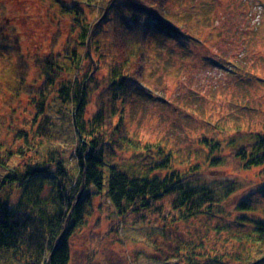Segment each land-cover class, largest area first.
<instances>
[{
  "label": "trees",
  "instance_id": "obj_1",
  "mask_svg": "<svg viewBox=\"0 0 264 264\" xmlns=\"http://www.w3.org/2000/svg\"><path fill=\"white\" fill-rule=\"evenodd\" d=\"M54 1L63 12L74 13L72 23L79 31L60 50L37 59L41 81L31 84L29 91L35 107L31 124L17 129V147L8 149L5 157L0 155V167L6 170L0 177V264H72L71 237L87 224L96 201L109 221L107 235H119L125 223L168 229L200 215H216L226 211L232 199L230 207L238 214L235 221L249 227L244 234L232 236L234 241L247 240L246 255L239 256L237 248L207 247L205 239H200L177 247L176 259L179 264H233L230 258L236 255L239 264H264V208L257 212L254 197L235 192L242 188L238 179L226 176L216 183L207 179L198 164L183 170L171 150L152 143L136 154L139 168L115 160V153L129 141L123 104L143 87L150 36L155 30L175 38L177 28L167 18V0L164 4V0H74L73 6ZM85 7L96 15L92 24L80 17ZM110 31L115 39L106 36ZM103 68L108 72L98 80ZM103 80L111 100L121 101L117 114L108 113L103 103L89 114L92 89L103 85ZM113 114L118 116L116 124ZM65 126L70 134L64 133ZM209 149V163L224 165L221 148L212 143ZM232 156L239 169L261 171L259 191L264 199V133L239 144ZM12 158L17 161L11 162ZM222 227L215 226L214 243L220 244ZM86 264H93L92 257Z\"/></svg>",
  "mask_w": 264,
  "mask_h": 264
},
{
  "label": "rangeland",
  "instance_id": "obj_2",
  "mask_svg": "<svg viewBox=\"0 0 264 264\" xmlns=\"http://www.w3.org/2000/svg\"><path fill=\"white\" fill-rule=\"evenodd\" d=\"M59 1L74 5V0ZM166 3L167 18L177 28L175 38L155 30L150 36L146 47L150 50V61L145 66L143 87L135 89L123 104L129 141L115 153V160L139 168L136 154L143 146L163 145L175 154L176 165L183 170L198 164L208 180L220 182L226 176L238 179L242 188L235 192L254 197L256 211L261 213L264 208L259 191L261 171L239 169L240 164L232 155L253 134L264 133V0H167ZM110 5L95 21L92 32ZM91 10L85 7L80 16L90 24L96 18L95 14L90 15ZM63 11L54 0H0V155L3 157L8 149L17 147V129L31 124L35 107L29 91L31 84L41 81V63L37 59L48 51L60 50L64 41L79 31L72 23L74 13ZM174 18L178 19L174 21ZM107 34L115 39L112 31ZM89 53L92 54L91 39ZM107 72L106 68L101 69L98 80ZM106 85L103 80V85L92 89L89 114L101 103L110 114L113 110L115 114L121 112L120 99L113 102ZM117 121L118 116L113 114V124ZM68 127L65 126L66 135L71 133ZM212 143L221 148L224 165L209 163ZM15 161L12 158L11 162ZM5 171L0 167V177ZM233 202L234 199L229 201L227 210L219 214L200 215L168 229L131 221L133 224L120 225L119 235H107L109 221L104 210L97 209L96 201L87 224L76 229L71 237L72 264H86L89 256L93 264L105 261L179 264L177 247L185 242L198 243L200 239H205L207 247L237 248L241 250L239 256H245L247 240L234 241L232 236L240 231L244 234L249 227L235 221L238 214L230 207ZM217 224L224 229L220 244L213 242L217 238ZM230 259L233 264L241 262L236 255Z\"/></svg>",
  "mask_w": 264,
  "mask_h": 264
},
{
  "label": "water",
  "instance_id": "obj_3",
  "mask_svg": "<svg viewBox=\"0 0 264 264\" xmlns=\"http://www.w3.org/2000/svg\"><path fill=\"white\" fill-rule=\"evenodd\" d=\"M81 191H82V190H81ZM70 219H71V214H70L69 217H68L66 227H67V225L69 224ZM63 235H64V234H62V235L60 236L59 241L62 239Z\"/></svg>",
  "mask_w": 264,
  "mask_h": 264
}]
</instances>
